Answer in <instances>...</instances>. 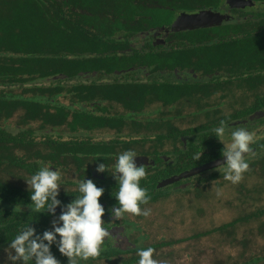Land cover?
Masks as SVG:
<instances>
[{
	"label": "trees",
	"instance_id": "obj_1",
	"mask_svg": "<svg viewBox=\"0 0 264 264\" xmlns=\"http://www.w3.org/2000/svg\"><path fill=\"white\" fill-rule=\"evenodd\" d=\"M219 2L0 0V233L6 231L8 244L18 234V228L21 230L24 225L33 227L35 234L39 235L48 230L47 212L33 211L30 194L10 180L29 179L39 171L40 166L32 162L33 157L50 159L55 166L71 164L69 168L74 166L82 177L84 169L89 167L86 163L95 160L107 165L116 154V146L121 145L119 137L112 139L109 146H106V141L88 138L93 137L89 130L101 124L102 127L118 131L123 129L124 119H121V114L109 112L105 103L120 104L132 116L150 99L169 103L171 100L168 95H176L175 90L154 88L149 84L155 71L161 68L166 59L156 52L157 49H151L150 43L141 45L137 32L144 29V23L149 21L144 15H150V25L163 24L169 22L168 18L175 11L218 8L223 0ZM255 12L264 21V9ZM250 28L259 27L253 25ZM119 32H122L123 38L118 40L115 36ZM131 36L134 37L133 47L129 44ZM247 37L250 38L247 45L251 46L247 55L252 54L253 61L256 55L259 59L264 57L254 52L255 42L251 37L255 38V35ZM217 44L227 45L221 53L225 55L239 43L230 39ZM126 48L130 50L123 53L118 50ZM116 71H122V74L118 75ZM101 77L110 82L97 83ZM196 103L199 111L204 110L205 103ZM260 112H264L263 99L254 101L241 112L230 116L211 117L207 111L200 115L203 116L202 121L181 131L164 134L161 131L164 124L157 122L155 140L169 137L178 140L180 135H188L191 139L180 159L172 165L167 164L162 173H156V177L140 181V186L146 188L148 194L160 177L223 156L222 151L226 145L213 132L222 121L225 130L237 125H251L252 129L262 125L261 132H253L255 140L250 145V148L253 146L256 149L257 156L246 160L248 169L242 175V179L255 177L258 182L251 187L241 184L237 190L240 204L254 207L227 223L190 238L220 231L232 239L233 246L246 247L251 243V235L264 237V115L259 116ZM194 151L202 152L200 160L193 159L196 154ZM6 174L9 178L5 180ZM211 177L217 176L213 174ZM2 212L6 214L1 216ZM244 223H256V226L245 225V230L240 232V226ZM190 238L161 240L147 247L154 249L153 258L157 263L156 255L161 250L171 249L175 244ZM57 249L58 243H53L50 251L59 264H68L67 257ZM168 254V259L160 256L158 264H164L160 261L162 259L169 260L171 254ZM231 257V264H264V253L250 252L248 256L242 257L243 260L233 255ZM90 262L78 261V264ZM29 263L34 264L32 261Z\"/></svg>",
	"mask_w": 264,
	"mask_h": 264
},
{
	"label": "flooded vegetation",
	"instance_id": "obj_2",
	"mask_svg": "<svg viewBox=\"0 0 264 264\" xmlns=\"http://www.w3.org/2000/svg\"><path fill=\"white\" fill-rule=\"evenodd\" d=\"M252 3L253 5L241 8L230 6L228 0H223L219 8H207L227 17L220 24L211 26L210 28L202 27L198 29L180 30L173 28V24L181 13L194 14L200 10L190 12L175 11L170 19L168 18V23L153 25L149 23L151 20L150 15H144V18L149 19V21L144 23V29L137 32L141 45L150 43L151 49H157L158 51L156 52L166 59V61L162 62L161 68L155 71L149 84L154 88L175 90L176 95H168V99L171 100L169 103H165L162 100L150 99L145 102L141 109H138L139 111L136 114L133 113L132 116L127 114L120 104L114 102L105 103L109 112H118L121 114V119H124L122 131L102 127V124L98 128L89 130L92 133L95 130H110L112 136H114L105 140H95L93 137H88L92 138L93 141H106V146H109L112 144V139L119 137V143L121 144L119 147L115 145L116 154L112 158V161L106 165L108 172H97L96 166L98 163L94 160L86 163V166L89 167L84 169V176L80 177L78 175L81 181L83 179H91L98 187L105 189L99 201L106 209L102 217L104 220L103 226L109 230L110 235L105 238L100 255L94 259H89L92 261L90 264H93V262L94 264H98L96 263L97 261H102V264H131V262L134 263L139 259L137 255L138 249L146 248L150 244L147 242L149 239L147 233L142 231L137 224L141 219V215L125 213L119 220H115L109 215L111 208L118 206L115 202L114 195L118 191L119 184L115 182L111 175L118 154L131 150L135 152V158H147V163L143 164L146 169L144 179H149L153 176L156 177V173H162L167 164L172 165V163L182 157L183 150L191 139L188 135H180L178 140H173L171 137L169 139L162 138L161 141L155 140L157 122L164 124L161 131L167 134L170 131H181L187 128H180L172 123V118L174 117H198L207 111L210 112L211 117L230 116L241 112V110H244L247 105L254 101L264 100V57L259 59L256 55V60L253 61L252 54L247 55V50L251 48V46L247 45L248 39H250L247 36L255 35V38L251 37L252 41L255 42L254 52H258V55L264 56V21L259 17L260 14L258 16L256 15L257 12H255L256 10L264 9V2L252 1ZM227 5L228 7H226ZM108 16L112 17L111 14ZM253 25L256 27L258 25L259 28H250ZM115 38L118 40L123 38L122 32L117 33ZM230 39L238 41L239 44L234 45V49L230 53L222 55V50L227 45H218L217 43H222ZM130 40L131 42L129 44L133 47L134 37L131 36ZM118 50L123 53L129 51L130 48ZM216 57H219V59L216 60ZM116 74L120 75L122 71H116ZM101 78L97 83L108 84L110 82L107 78ZM200 101L205 103L206 107L204 106V110L199 111L196 102ZM226 101L230 102L228 104L229 111L225 110L226 105H221ZM152 106H154V116L149 117L147 115L146 118L141 119V116L150 112L149 109ZM99 113L104 112L99 111ZM128 118L130 119L128 120ZM250 126L245 124L243 126L237 125L231 129L228 128L225 130L226 137L240 128L246 129L251 134L257 131L261 132L262 125H256V129H252ZM63 137L65 138V136ZM194 152L197 153L196 151ZM32 159V162H36L40 166V169L48 165L53 169L56 167L50 159H43L41 157H33ZM70 165L66 164L63 167L69 168ZM94 172L97 175L94 176ZM172 175L175 174L163 176L156 180L154 187L148 191L149 201L141 205V208L158 200L162 193L160 191L171 185L157 189V183ZM7 176L9 177V175ZM4 179L6 180L7 178L5 177ZM186 180L175 182L174 186L178 187L183 185ZM22 181L23 179L19 178L12 182L20 186L21 189L25 188L24 191L30 194V187H24ZM75 184L78 186V182H75ZM63 194H67L68 196L63 197ZM79 195L81 194L78 192V188L59 190V197L57 198L61 201V204L56 208L58 212H55L53 215L49 212L46 214V211H42L48 217L47 231L53 230V223H56V220L53 219L54 216H59L61 210H63L62 208H66L65 205ZM3 214L6 213L2 212L1 216ZM18 231H20V227ZM109 239H112L113 243L107 245L106 243ZM140 240H142L141 243ZM7 245L6 231L4 230V233H0V264H12L8 260L5 251ZM157 257H160L159 254L156 255V259ZM16 264H19V262H16Z\"/></svg>",
	"mask_w": 264,
	"mask_h": 264
},
{
	"label": "clouds",
	"instance_id": "obj_3",
	"mask_svg": "<svg viewBox=\"0 0 264 264\" xmlns=\"http://www.w3.org/2000/svg\"><path fill=\"white\" fill-rule=\"evenodd\" d=\"M215 136L223 142L225 134L224 122L213 129ZM253 135L244 128L231 133V143L224 147L222 155L226 158L224 178L233 184L240 182L242 175L248 169L244 156L252 149ZM202 152L194 155L195 161L200 160ZM136 154L131 150L118 154L111 175L119 184L114 195L118 206L112 207L109 215L119 220L125 213L148 216L150 210L142 209L150 197L147 189L140 186V181L146 176L143 164L137 165ZM97 172H108L104 163H98ZM61 174L50 165L42 167L29 179H25L30 186V201L35 212L46 211L55 214V209L61 201L57 198L61 184ZM105 189L98 187L93 180L83 179L78 182V192L81 194L65 205L66 211L59 214V224L53 223L52 231H44L42 235L35 234V229L24 225L5 249L7 258L12 264H59L51 253L53 243H57L58 251L67 257L68 264H78V261H88L100 255L106 237L110 235L103 226L102 217L105 207L99 201ZM45 241L47 243H45ZM152 247L138 249L137 264H156Z\"/></svg>",
	"mask_w": 264,
	"mask_h": 264
},
{
	"label": "rangeland",
	"instance_id": "obj_4",
	"mask_svg": "<svg viewBox=\"0 0 264 264\" xmlns=\"http://www.w3.org/2000/svg\"><path fill=\"white\" fill-rule=\"evenodd\" d=\"M214 8L217 9V7ZM229 103V101H226L221 104L226 105V111L230 110ZM153 107H150V112L141 116V119L146 118L147 115L153 117ZM202 117H174L172 118V123L180 128H185L198 124L202 121ZM111 133L110 130L105 131L101 129L95 130L92 136L95 140H105L112 136ZM222 139L226 146L231 143V135L226 138L223 137ZM256 156L257 154L252 152L244 158L245 160H249ZM73 167L71 166L70 169L64 168L63 166L54 167L61 174V180L59 182L61 184L60 190L78 188L75 182H80L81 179ZM224 168L225 166L219 167L187 178L188 180L185 179L186 181L183 185L178 187H175L173 183L168 188L160 189L162 193L160 192L161 195L158 200L142 208L150 210L149 215L146 217L141 215L140 221L137 222L141 230L147 233V237H149L147 242L155 243L161 240L190 238L194 234L227 223L243 214V212H247L249 210L248 208H253V205L240 204L239 200H237V190L241 184H244L246 187H251L258 180L255 177H250L241 179L240 182L233 184L224 178ZM213 174L217 177H211ZM93 175L95 176L97 173L94 172ZM5 177L9 178L7 175ZM10 180L15 181L18 178H10ZM22 182L24 183V187H30L25 184V180ZM260 204L258 203V205ZM58 217L54 216L53 218L57 224H59ZM245 225L254 227L256 223H244L243 226H240V232L245 230ZM231 242L232 239L224 232L213 231L207 235L194 239L190 238L177 243L171 249L166 248L161 250L159 256L168 259V253L171 255L169 256V260L162 259L160 261L164 264H231L232 255L243 260L242 257L244 255L248 256L250 252L256 254L264 253V237L251 235V243L246 247H243V245L233 246ZM112 243L113 240L109 239L106 244L109 245ZM157 261L156 264L159 263V257H157ZM101 262L97 261L96 263L102 264Z\"/></svg>",
	"mask_w": 264,
	"mask_h": 264
},
{
	"label": "water",
	"instance_id": "obj_5",
	"mask_svg": "<svg viewBox=\"0 0 264 264\" xmlns=\"http://www.w3.org/2000/svg\"><path fill=\"white\" fill-rule=\"evenodd\" d=\"M228 3H230L231 6H236L241 8L245 6L253 5L252 0H228ZM225 18H226L225 15H222L220 13H215L210 9H203L194 14L181 13L177 18L176 22L173 24V28L175 30H180V29H195L198 27L214 26L220 24L221 21ZM262 115H264V112L259 113V116ZM251 149L252 150L249 153H246L245 156L256 151L255 148H251ZM225 159L226 158L224 156H221L212 159L210 161H207L203 164L194 166L189 170H185L179 174L172 175L158 182L156 188L157 189L163 188L165 186L181 181L183 179H187L192 176L198 175L200 173H204L209 170H213L225 166L223 164L225 162ZM135 161L139 166L140 164L147 163V158L139 157V158H135ZM62 209L66 210V208H62ZM55 212H58V210L55 209Z\"/></svg>",
	"mask_w": 264,
	"mask_h": 264
}]
</instances>
